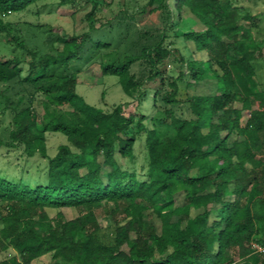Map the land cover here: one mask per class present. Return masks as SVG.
<instances>
[{
    "label": "trees",
    "instance_id": "16d2710c",
    "mask_svg": "<svg viewBox=\"0 0 264 264\" xmlns=\"http://www.w3.org/2000/svg\"><path fill=\"white\" fill-rule=\"evenodd\" d=\"M41 1L0 0V151L44 162L36 178L0 170V255L13 252L0 264H264V10L59 0L69 18L84 12L80 32L6 20ZM105 76L135 111L77 92ZM56 133L66 143L50 156Z\"/></svg>",
    "mask_w": 264,
    "mask_h": 264
},
{
    "label": "rangeland",
    "instance_id": "374dc122",
    "mask_svg": "<svg viewBox=\"0 0 264 264\" xmlns=\"http://www.w3.org/2000/svg\"><path fill=\"white\" fill-rule=\"evenodd\" d=\"M59 0H44L39 2L36 6H33L28 11H24L19 14H10L6 20L17 22V21H28V22H39V23H49L50 25L55 26L56 28H62L63 33H78L82 29V22L81 16L84 12H79L74 18H69L68 14H70L67 10L56 9V2ZM77 1V8L81 7L85 0H76ZM110 2L111 0H106ZM241 5H243L246 9L252 11L253 13L261 12L264 10V0H237ZM47 4L49 7L41 8L40 5ZM40 6V7H39ZM52 6V13H49V10ZM37 7V8H36ZM40 11V13H38ZM109 15V12L105 13ZM57 28V29H58ZM176 47L179 51L185 55L186 57H194L199 58L201 55L195 51L194 45L191 42H184L179 40L176 44ZM171 67L168 66V69ZM91 73V72H90ZM188 90H194L193 86H189ZM197 91L199 92H207V88L204 86L197 87ZM77 92L89 103L92 105L99 106L103 109H110L112 106L117 104H126V112L135 111L136 105L130 98L124 95L121 86L118 82V79L112 76H105L102 80L98 83H93L91 80L84 81L82 84L77 86ZM146 111L149 113L150 105L146 106ZM151 116V115H149ZM149 117L147 120V125L149 128H153L154 124H156L160 128L161 135L166 133L167 129L161 128L163 120L161 118H157V121L151 119ZM168 131L167 133H169ZM171 133V132H170ZM66 143L65 137L60 134H48L47 135V147H48V154L50 156H54L57 152V147L60 144ZM135 156H136V166L137 168L140 165L145 163V154L143 150V143L138 142L135 147ZM26 158L21 155V151H14V152H7L6 150L0 151V170L2 173L5 170H8V173H12L13 176H18L20 169L24 167L27 169L24 172L25 177L36 178V172L31 169L35 165H39L42 167L44 165L43 160L38 157L30 159V163L26 164ZM19 166V167H18ZM28 174H30L28 176ZM63 215L66 219H72L77 215V212L74 209H63ZM55 213H51L53 216ZM99 221L102 227L106 226L105 219L103 218L101 212H99ZM12 251H9L7 254L0 255V260L3 259L6 255L12 254ZM49 257L42 258L36 264H48ZM239 264V262H237Z\"/></svg>",
    "mask_w": 264,
    "mask_h": 264
},
{
    "label": "built area",
    "instance_id": "2783aa9c",
    "mask_svg": "<svg viewBox=\"0 0 264 264\" xmlns=\"http://www.w3.org/2000/svg\"><path fill=\"white\" fill-rule=\"evenodd\" d=\"M254 247H255L256 252L264 254V247L259 246V245H255Z\"/></svg>",
    "mask_w": 264,
    "mask_h": 264
}]
</instances>
